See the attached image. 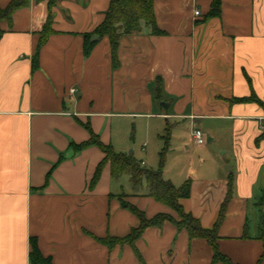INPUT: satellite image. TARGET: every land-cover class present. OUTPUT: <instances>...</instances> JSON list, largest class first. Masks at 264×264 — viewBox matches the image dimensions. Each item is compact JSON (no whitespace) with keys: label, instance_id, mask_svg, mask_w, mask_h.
Returning <instances> with one entry per match:
<instances>
[{"label":"crops","instance_id":"crops-1","mask_svg":"<svg viewBox=\"0 0 264 264\" xmlns=\"http://www.w3.org/2000/svg\"><path fill=\"white\" fill-rule=\"evenodd\" d=\"M12 1L0 0V9ZM212 1L154 0L163 34L142 23L121 36L116 68L109 39L95 35L111 0L52 8L30 0L0 23V264H30L32 239L52 264H223L207 241L171 223L136 242L142 261L128 245L100 243L139 227L122 201L148 219L178 216L145 184L139 192L118 184L110 164L91 189L105 155L75 150L91 138L86 126L147 169H159L166 149L164 179L191 184L184 211L212 230L225 204L220 253L233 264H264V110L235 102L255 95L264 103V0H221L220 16L209 17ZM50 16L53 33L40 46ZM128 124L145 128L141 149L122 134ZM195 128L206 135L202 147Z\"/></svg>","mask_w":264,"mask_h":264},{"label":"trees","instance_id":"trees-1","mask_svg":"<svg viewBox=\"0 0 264 264\" xmlns=\"http://www.w3.org/2000/svg\"><path fill=\"white\" fill-rule=\"evenodd\" d=\"M36 3L48 2L50 8L56 6L61 0H34ZM30 0H14L7 8L0 9V23L2 21L12 22L13 15L22 8L28 7ZM222 1L213 0L211 10L208 14L209 17H219L221 13ZM52 18L49 17L48 23L44 27L41 34L40 46H42L53 33L51 29ZM142 23L148 26L153 35L160 36L163 33L158 29L156 24V17L154 12V0H111L108 11L105 14L104 22L96 29L95 35L100 38L107 37L111 45V55L113 67L118 66V46L119 40L123 35L137 34L142 31ZM0 29V37L2 36ZM91 36L86 37L85 41V54L89 55L95 43L90 42ZM34 67L37 66V59H34ZM236 103H249L255 102L264 110V103L259 101L255 95L246 99H239ZM90 132L91 138L89 141L75 145L74 148L77 153L96 147L105 155L104 160L98 166L95 175L90 183V188L94 189L101 179L104 167L110 164L111 176L113 179H119L123 176H128L135 191H140L145 184L147 187V196L153 198L157 202L171 208L176 215L177 219L170 215L160 214L152 219H148L144 212L140 211L137 207L122 201V208L129 211L139 219V227L133 229L132 232L124 238H106L100 240V243L105 245L108 249L112 250L117 246H130L139 261L142 257L136 248V242L142 237L144 232L150 228H161L165 223L173 224L177 231H186L191 239H202L208 242L214 251L213 262L223 264H233L228 258L223 256L217 245L218 236L217 229L223 219L225 204L222 207L219 219L212 230H206L200 222L187 214L181 202L190 197L191 184L186 182L180 188H176L170 181H166L163 177V169L165 166V152L166 149L160 154V167L158 170H152L142 167L132 156L117 153L111 145H105L101 142L100 137L95 135L90 127L86 126ZM264 140V133L258 138ZM261 240L264 243V217L262 220ZM264 259V253L263 257ZM30 264H52L50 258H45L37 245L35 239L31 240V252L29 254Z\"/></svg>","mask_w":264,"mask_h":264},{"label":"rangeland","instance_id":"rangeland-1","mask_svg":"<svg viewBox=\"0 0 264 264\" xmlns=\"http://www.w3.org/2000/svg\"><path fill=\"white\" fill-rule=\"evenodd\" d=\"M122 130H123L122 134L127 136L128 140L131 141L133 143V145L136 144L135 146L138 149H141V147L144 144V141H146L145 140V138H146V130H145V128L140 126V125L128 124L127 127H125L123 125ZM173 146H174V143H172L170 141V143H169V151L172 150ZM151 148L152 147H149L147 150H151L152 151ZM131 150H133V148ZM117 181H118L117 182L118 184H121L124 187H126V190L127 189L129 191H131V190L133 191L134 190V188L131 186V181H130V178L128 176H123V177H121V179H119V180L117 179Z\"/></svg>","mask_w":264,"mask_h":264},{"label":"built area","instance_id":"built-area-1","mask_svg":"<svg viewBox=\"0 0 264 264\" xmlns=\"http://www.w3.org/2000/svg\"><path fill=\"white\" fill-rule=\"evenodd\" d=\"M195 15L196 16H199L200 15V12L199 11H196L195 12ZM76 91L75 90H72L71 93L74 94ZM192 138H193V141L195 142V144L199 147H202L206 144V135L204 134V132L199 129V128H195L192 132Z\"/></svg>","mask_w":264,"mask_h":264},{"label":"water","instance_id":"water-1","mask_svg":"<svg viewBox=\"0 0 264 264\" xmlns=\"http://www.w3.org/2000/svg\"><path fill=\"white\" fill-rule=\"evenodd\" d=\"M97 39H98V37L95 36V37H93V38L91 39V41H92V42H95Z\"/></svg>","mask_w":264,"mask_h":264}]
</instances>
